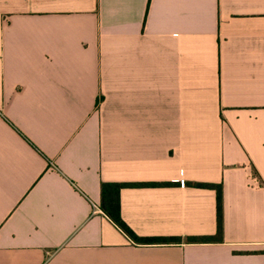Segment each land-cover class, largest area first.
I'll return each mask as SVG.
<instances>
[{
    "label": "crops",
    "instance_id": "crops-1",
    "mask_svg": "<svg viewBox=\"0 0 264 264\" xmlns=\"http://www.w3.org/2000/svg\"><path fill=\"white\" fill-rule=\"evenodd\" d=\"M0 264H264V0H0Z\"/></svg>",
    "mask_w": 264,
    "mask_h": 264
},
{
    "label": "trees",
    "instance_id": "trees-1",
    "mask_svg": "<svg viewBox=\"0 0 264 264\" xmlns=\"http://www.w3.org/2000/svg\"><path fill=\"white\" fill-rule=\"evenodd\" d=\"M177 183H103L101 185V202L102 211L110 220L120 228L129 238L139 244H170L182 242L181 237H140L136 235L123 221L120 214L119 194L124 187H146V186H175ZM200 188L215 190L216 192V213L217 229L214 236L204 237H187L188 243L196 242H221L223 240V188L222 184L211 183H188Z\"/></svg>",
    "mask_w": 264,
    "mask_h": 264
}]
</instances>
